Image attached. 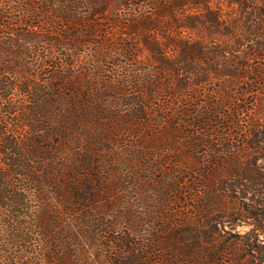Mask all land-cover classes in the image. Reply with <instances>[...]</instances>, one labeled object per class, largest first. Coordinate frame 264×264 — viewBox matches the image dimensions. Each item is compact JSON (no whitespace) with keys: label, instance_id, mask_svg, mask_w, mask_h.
Returning <instances> with one entry per match:
<instances>
[{"label":"trees","instance_id":"16d2710c","mask_svg":"<svg viewBox=\"0 0 264 264\" xmlns=\"http://www.w3.org/2000/svg\"><path fill=\"white\" fill-rule=\"evenodd\" d=\"M100 15L105 24L96 21ZM47 20L64 29L41 34ZM19 25L23 29H15ZM87 48L93 53L85 59ZM216 82L210 98L199 102L200 87ZM252 94L260 107L249 124L248 145L258 149L264 0H0V264L37 245L43 264H173L174 258L220 264L226 250L204 247L217 242L215 233L202 240L194 229L175 231L158 211L148 241L128 227L125 238L104 244L102 235L116 226L104 205L122 188L115 177L120 166L139 169L150 159L122 162L119 151H140L127 137L143 139L172 121L207 129L204 136L181 132L191 150L216 148L203 144L204 137L228 145L204 167L206 187H224L214 174L230 161L219 162V155L248 151L234 147L233 129L242 122L235 99ZM173 98L180 101L178 113L154 112L162 103L175 106ZM175 144L167 137L168 147ZM160 146L154 151L161 155ZM146 149L141 155H149ZM166 162L182 164L189 174H201L205 166L189 152ZM204 210L215 212L208 203Z\"/></svg>","mask_w":264,"mask_h":264},{"label":"rangeland","instance_id":"374dc122","mask_svg":"<svg viewBox=\"0 0 264 264\" xmlns=\"http://www.w3.org/2000/svg\"><path fill=\"white\" fill-rule=\"evenodd\" d=\"M36 6H40V3H36ZM102 19H104V16L100 15L96 21L105 24ZM25 21L27 20L25 19ZM47 22L49 25H44L41 34L64 29V24L60 21L47 20ZM13 23L14 25L20 23L18 14L14 15ZM23 27L19 25L15 29H23ZM91 53H93L92 49L87 48L85 59H87V56L90 57ZM145 66L147 67L148 64H145ZM219 85L220 82H216V84L210 83L200 87L203 95L197 97L199 102L210 98L211 93ZM241 98L238 97L235 101L238 102L236 108L241 111L242 122L233 129L235 135L232 138L235 141L234 147L238 146V148L247 149L248 151L244 152L243 155H219L221 158L219 162H230L220 164L219 166H222L221 170L217 168L218 173L214 176L218 181L224 182V187L219 186L215 192L206 187L207 183H205L204 178L207 177L206 171L208 169H204V167H208V164L216 159L213 157L219 149L221 152L228 151V145L216 143L217 141L207 140L204 137L203 144L208 145L211 143L216 148L202 146L199 149L191 150L185 143L186 138L181 134V132H188V134L195 133V135L200 136L201 133V136H204L207 135V129L202 130L198 126L197 129L181 127L178 122L172 121L164 125H156L155 130L151 131L149 136L144 138L142 136L143 139L135 136L127 137L129 144L134 141V149H137V145L141 146L138 148L140 151L137 155H121V151H119L120 155L116 156L122 159V162L127 159H144V157L150 159L141 160L144 167L139 169L121 165L119 173L115 175L116 178L120 179V187L122 188H120L119 193H116V199L113 202L105 203L104 206L107 213L106 219L116 223V226L112 234L102 235L104 244L107 245L108 242L116 238H125L128 234V227L135 230L133 234L136 238L139 236L140 241H148L154 233L150 222L158 219V216L153 214L158 211L165 214L166 222L172 221L174 223V228L172 224L171 227L175 231L181 229L185 233L186 230L194 229L196 233H199L202 240L204 235L215 233L218 239L217 242L204 243V247L211 249L212 252L221 249L226 250L227 255L221 259L220 264H264V127L258 129V149H250L248 142L252 139V136H250L249 124L252 122L251 118L259 113L260 106L256 105L257 98L253 94L249 98L243 100ZM260 98L258 102H261ZM173 99L176 103L175 106H167L162 103L160 107L157 106L154 112L163 117L178 113L180 108L177 105H180V101ZM161 110L162 112H160ZM143 131L147 132V128L144 127ZM167 137L168 139L170 137L176 139L177 144L173 148L168 147ZM156 140L161 146L153 143ZM201 140L199 141L201 142ZM143 146H146L145 151L149 155H141ZM159 146L162 149L161 155L154 151L157 150L155 147ZM187 152H189V155L203 159L205 166H203L201 174H189L184 170L182 164L174 166L166 162L168 157L184 155ZM236 159L240 162L235 161ZM177 172L184 174H177ZM110 179H114V175ZM178 181L182 183L176 184ZM192 181H202L204 185L201 183L198 187H194L191 184ZM135 183L138 186H134ZM142 185L144 187L140 188ZM171 185L180 190V193L174 194V192H171L169 190ZM169 200L170 203H168ZM205 203L211 204L215 208V212L207 213L204 210ZM126 213L131 214V216L128 217ZM117 245L115 246L117 247ZM164 253L165 255L173 254L167 251ZM159 255H153L152 258L158 259ZM206 255L207 253H203V256ZM16 257L21 258L15 260L14 264H43L41 259L44 257V253L42 247L37 245L36 248L33 246L32 249H26L25 252H21ZM171 261L173 264H187L184 262L185 260L183 261V258H174Z\"/></svg>","mask_w":264,"mask_h":264}]
</instances>
